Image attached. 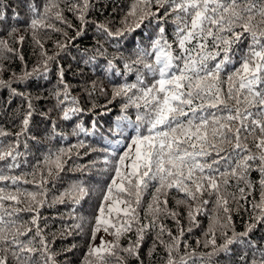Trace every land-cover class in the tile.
<instances>
[{"label": "snow or ice", "instance_id": "obj_1", "mask_svg": "<svg viewBox=\"0 0 264 264\" xmlns=\"http://www.w3.org/2000/svg\"><path fill=\"white\" fill-rule=\"evenodd\" d=\"M93 7V0H16L15 7L12 0H0V88L26 105L17 117L18 132L0 128V137L15 136L7 145L0 139V264H60L59 253L52 249L57 236L51 233L49 240L47 218L41 216L42 208L56 204L70 206L67 216L59 217V238L89 230L82 264H128L129 257L144 264L140 250L149 232H155L149 255L156 245L163 246L165 264H216L221 254L231 264H264V237L252 238L264 226V0H132L116 28L111 21L90 20ZM17 8L27 13L25 32L30 31L40 47L41 59L31 70L25 65L21 74L5 79L4 62L13 56L24 60L13 45L23 44L25 36L17 37L20 29L7 23L9 9L11 20L21 22ZM66 12L80 22L75 36L58 26L75 27ZM89 24L99 38L83 50L81 59L102 72L91 90L86 89L88 97L99 92L107 98L101 106L104 114L111 111L107 105H119V114L100 133L106 146L79 139L69 147L49 149L35 163L26 157L21 162L25 154L19 151L20 137L28 138L34 105L31 94L19 87L46 78L50 65L70 42L86 34ZM42 30L65 37L51 55L38 38ZM130 40L132 47L127 46ZM50 95L63 121L85 112L71 94L62 67ZM97 107L93 104L88 111L101 115ZM98 123L91 120V130L75 123L71 135L94 136ZM52 127L58 134L54 123ZM23 147L28 148L26 140ZM93 153L99 155L69 166L73 156L83 159ZM92 170L101 177L95 183ZM65 171L85 178L49 200ZM93 195V213L85 216L81 209ZM146 195L150 199L145 207ZM170 197L175 208L169 207ZM209 205V227L197 246L210 251L188 250L185 241L180 254L185 229L179 209H184L191 232L199 226L198 217L209 214ZM231 205L248 213L243 231L236 230ZM167 219L176 222L179 235L167 228ZM101 231L112 239L101 237L97 245ZM129 233H135V239L129 237L123 247L120 241Z\"/></svg>", "mask_w": 264, "mask_h": 264}, {"label": "trees", "instance_id": "obj_2", "mask_svg": "<svg viewBox=\"0 0 264 264\" xmlns=\"http://www.w3.org/2000/svg\"><path fill=\"white\" fill-rule=\"evenodd\" d=\"M8 0H5L7 3ZM132 0H93L94 7L89 14L90 20L107 22L111 21V27L116 28L120 27L121 19L124 16V13L128 10L129 5ZM13 7L16 6V0H12ZM17 11L20 12L21 22L18 24L15 20H11V9L8 10L7 14L9 20L7 23L10 26H16L20 30L16 33V36L24 35L25 40L23 44H14L19 52L23 55L24 60L21 61L17 57L13 56L11 59L4 62L7 71L4 74V78L7 79L12 73L17 75L21 74L25 70V65L28 70H31L34 66L38 64L41 59V49L38 45L35 44L32 36L29 32H25L27 13L22 8H17ZM67 16L68 22L75 27L67 28L66 25H58L63 30L68 32L69 36L76 35V29L80 27V22L76 17L71 13H65ZM137 40L140 39L139 34H135ZM38 38L43 43L44 49L47 50L48 54L51 55L54 52L58 51L56 48V42L60 41L61 43L65 42V37L62 32H55L51 30H42L38 34ZM99 37L96 34L95 28L89 24L87 26L86 34L82 37H78L74 42H70L67 49L61 53L57 61L50 65V71L47 73L46 78L36 77L30 81L25 88L23 85H20L19 90L27 91L31 94L33 108V116L30 120L28 138L20 137L21 146L19 151L24 153L25 156L21 157L20 160L23 162L26 157L29 164L35 163L37 158H42L49 149L53 151L60 147H69L73 144H76L79 139H83L86 143L91 144L92 146H106L100 135L104 130L114 121L115 116L119 114V105L118 102H113V104L107 105L111 111L105 113V109L101 106L107 104V98L101 95L99 92L93 93L92 97L89 98L87 90H91V82L97 80L98 76L101 75L102 69L97 71L94 65L84 64L81 59L83 50L85 48L91 49L92 46L96 43V39ZM11 43V41H10ZM128 47H132L131 40L129 41ZM62 67L64 70V79L71 88V94L75 97H78L81 103V106L85 109V112L82 115H78L73 118V121L66 122L60 119L61 113L58 110H54V105L56 100L50 95L54 88L57 87L58 79V68ZM15 86V85H14ZM10 102V103H9ZM93 104L97 105L96 112L101 113V115H93L88 109H91ZM26 109V105L20 97H13L9 89L0 88V128L4 131L15 134L20 130L19 119L21 112ZM47 114L45 116L44 114ZM96 119L98 120V131L94 136L85 137L81 134L79 137L72 136L71 133L74 129L75 123L82 122L85 127L90 129V121ZM53 123L57 126L54 134ZM91 130V129H90ZM30 137H35L33 140ZM64 137H67L66 139ZM7 145L8 142L15 139L14 135L8 137H0ZM27 142L28 148L23 147L24 142ZM84 150L82 149L81 152ZM98 153H93L91 157H83V159H76L73 156V161L69 162V166L72 164H83L87 163L90 159L95 158ZM25 171L29 170L24 168ZM20 170H17L19 172ZM91 176L93 183L100 180V175L92 170ZM61 180L56 182L54 188H51L49 192V200L53 196L57 195L60 191L63 190L67 185L76 182L79 179H84L79 172L65 171L61 174ZM252 178L258 180V174L253 173ZM30 187V186H29ZM175 194H173L174 196ZM256 199H259V194L254 193ZM150 199V196L146 195L144 199V205L147 206V203ZM251 199V197L249 198ZM96 202V196L93 195L90 202H86L81 211L85 216L91 215L94 210V205ZM243 203V202H242ZM247 207V205H245ZM169 207L175 208V200L170 197ZM234 209L232 216L233 222L235 224L237 231L244 230V224L248 220V213L243 210L237 212L235 211L236 205H231ZM212 206L209 205V214L201 215L198 217L199 226L193 227L191 232L187 231V228L190 226L189 221L187 220L186 215L184 214V209H179L181 216L180 226L185 229L184 236L181 238L180 242V254H183L185 251L184 242L186 241L190 245V249H196L198 252L210 251V249H205L201 246H197V240L203 241L205 239L204 232L208 229L210 223V214ZM69 205L56 204L52 207H44L41 209V216L47 218V228L45 234L49 236L51 241V233H55L57 238L55 243L52 244L53 251L59 253L57 260L60 261V264H82L83 258L87 251L90 233L88 228H85V231L81 234H74L68 236L66 239L59 238V230L62 227L59 217L61 215L67 216L69 212ZM143 215V212L141 213ZM25 219L28 218V214H24ZM223 222V220L221 221ZM71 223V221H69ZM165 225L168 229H171L174 235H179L178 226L176 222L172 219L164 220ZM45 220H41V226L43 227ZM230 234V233H229ZM103 237L106 240H111L112 237L107 236L103 231H101L95 240V244L100 243V238ZM131 237L135 239V233H129L128 236L121 239L120 243L123 247L128 246V238ZM261 237H264V226L260 227V230L256 231L252 238L259 240ZM155 239V232H149L146 234L145 239L142 243L140 250L141 259L144 264H165L167 259V253L163 246L156 245L155 251L149 255V250L153 248V240ZM165 241H169V237L165 235L163 237ZM218 243L222 241L218 238ZM71 248V251H66V249ZM179 257H177L178 259ZM115 264V262H113ZM128 264H137V261L134 257L128 258ZM216 264H231L228 260L226 254H221V256L216 258Z\"/></svg>", "mask_w": 264, "mask_h": 264}]
</instances>
